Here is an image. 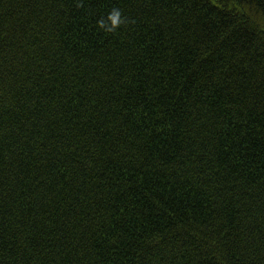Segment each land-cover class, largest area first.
Returning a JSON list of instances; mask_svg holds the SVG:
<instances>
[{"label":"trees","instance_id":"obj_1","mask_svg":"<svg viewBox=\"0 0 264 264\" xmlns=\"http://www.w3.org/2000/svg\"><path fill=\"white\" fill-rule=\"evenodd\" d=\"M0 264H264V0H0Z\"/></svg>","mask_w":264,"mask_h":264},{"label":"clouds","instance_id":"obj_2","mask_svg":"<svg viewBox=\"0 0 264 264\" xmlns=\"http://www.w3.org/2000/svg\"><path fill=\"white\" fill-rule=\"evenodd\" d=\"M108 20L111 22V27L107 28L106 30L111 32L113 31L120 23H121V19H120V12L119 10L114 9L108 16ZM99 26L101 28L105 27V24L103 21L99 22Z\"/></svg>","mask_w":264,"mask_h":264}]
</instances>
